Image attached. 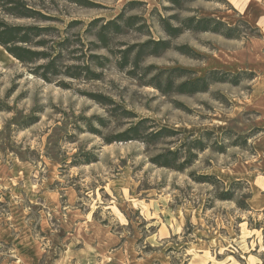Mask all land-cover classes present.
I'll return each instance as SVG.
<instances>
[{
	"label": "rangeland",
	"instance_id": "1",
	"mask_svg": "<svg viewBox=\"0 0 264 264\" xmlns=\"http://www.w3.org/2000/svg\"><path fill=\"white\" fill-rule=\"evenodd\" d=\"M27 1L58 18L52 24L61 37L68 21L81 20L67 34L85 41L93 39L85 24L122 10L143 16L155 39L166 37L157 14L225 21L237 28V38L185 30L172 45L190 55L170 48L141 66L192 72L182 80L213 70L241 80L162 95L112 59L101 79H68L72 87L63 89L34 77L0 46V215L38 244L46 264L64 249L67 264H264V203L250 206L251 183L264 180V0H193L173 10L163 0H88L94 3L88 7ZM130 1L138 3L126 6ZM0 19L26 22L1 11ZM146 39L144 32L127 31L113 48ZM95 92L115 104L84 95ZM142 118L176 133L154 143L106 142ZM197 139L203 150L195 148ZM169 149L178 150V163L188 160L184 170L150 162ZM201 175L213 179L195 181ZM228 190L232 198L221 199Z\"/></svg>",
	"mask_w": 264,
	"mask_h": 264
},
{
	"label": "trees",
	"instance_id": "2",
	"mask_svg": "<svg viewBox=\"0 0 264 264\" xmlns=\"http://www.w3.org/2000/svg\"><path fill=\"white\" fill-rule=\"evenodd\" d=\"M66 1L83 7L94 4L88 0ZM163 1L169 3V6H164L165 10H173V8L179 9L183 2H191L193 0ZM136 3L138 2L130 1L126 6H134ZM0 11L15 19L26 21L20 24H12L0 19V46L10 56L25 66L27 71L34 77H38L46 83L53 82L63 89L72 87L68 79L75 81L101 79L103 76L102 70L105 69L112 59L117 68L120 70L126 69L129 76L134 79L138 78L142 84L154 87L162 95H167V93L171 92L180 95H192L196 94V92L207 91L211 83L215 81H230L238 84L241 80L240 75L229 76L230 78H228L226 73L222 74L218 70L210 71L205 77L182 80V77L192 72L182 67L159 70L152 64L145 67L141 66L145 59L151 56H160L165 50L170 48L190 55L191 51L186 47L172 45V39L185 30L193 32L210 31L227 38L238 37L237 28L213 17H180L177 13L162 17L157 14V22L166 37L155 39L147 34L149 28L143 16L138 14L127 15L125 10H122L117 16L107 21L96 17L85 24L84 34H90L93 37L92 40L85 41L79 33L74 39L72 38L73 35L67 34V31L71 28L78 24H83L81 20L68 21L61 37L59 28L52 24V22H58V18L45 7L32 5L27 0H0ZM127 31L144 32V35H147V39L131 44L122 41L121 46L123 45L124 47L116 52L113 48L116 38ZM52 32L54 34H51ZM94 49H102L106 52V55L97 54ZM116 53H119V56ZM152 70L155 73H153L151 78L147 81L141 80L144 76L150 74ZM246 74L248 78L252 79V74ZM84 95L103 106L115 104L110 97H105L101 93L95 92ZM122 113L127 117L135 118L133 113L125 109ZM102 121L99 120V124H103ZM147 121V118L139 119L131 123L122 132L111 134L105 140L109 144L114 141L125 142L132 140L154 143V141L168 138L176 133L175 130L169 127L154 129V126L145 124ZM91 131L94 133L98 132L97 129H92ZM194 146L197 150L205 148L201 139H197ZM178 159V150L169 149L166 152L154 155L150 162L153 165L182 171L188 160L178 163ZM210 179H213V176L201 175L195 181L207 182ZM220 198L223 200L231 199L230 190L223 192Z\"/></svg>",
	"mask_w": 264,
	"mask_h": 264
},
{
	"label": "crops",
	"instance_id": "3",
	"mask_svg": "<svg viewBox=\"0 0 264 264\" xmlns=\"http://www.w3.org/2000/svg\"><path fill=\"white\" fill-rule=\"evenodd\" d=\"M261 29L264 33L263 27ZM261 191H264V180L256 179L250 187L252 194L250 206L255 209L263 206L264 196H258ZM9 224L7 219L0 215V264H46V255L43 252L40 254L38 244L30 238L25 239V235L18 227ZM67 251V249H64L60 254H57L56 258H52L50 264H67L69 258H62V255Z\"/></svg>",
	"mask_w": 264,
	"mask_h": 264
}]
</instances>
